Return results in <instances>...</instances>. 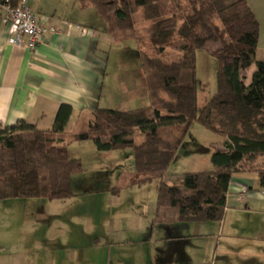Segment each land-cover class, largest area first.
<instances>
[{
    "label": "crops",
    "instance_id": "obj_1",
    "mask_svg": "<svg viewBox=\"0 0 264 264\" xmlns=\"http://www.w3.org/2000/svg\"><path fill=\"white\" fill-rule=\"evenodd\" d=\"M26 2L58 31L46 33L35 52L11 44L0 8L2 125L24 120L46 130L58 107L68 104L73 112L65 131L70 135L80 113L88 115L96 107L126 110L148 98L136 65L121 58L110 62L112 52L124 55L127 40L114 41L91 4ZM247 2L260 31L254 62L242 71L245 85L257 62L264 61V0ZM223 141L210 144L203 160L209 165L194 171L212 169V147L223 149ZM182 179L176 175L177 184ZM143 184L119 192L85 189L65 199L0 200V264H264V189L255 172L233 173L220 221H179L177 207L149 204L155 196L147 199ZM76 196L78 202L72 200Z\"/></svg>",
    "mask_w": 264,
    "mask_h": 264
},
{
    "label": "trees",
    "instance_id": "obj_2",
    "mask_svg": "<svg viewBox=\"0 0 264 264\" xmlns=\"http://www.w3.org/2000/svg\"><path fill=\"white\" fill-rule=\"evenodd\" d=\"M81 1L96 9L114 41L135 40L149 105L80 113L70 135L68 104L58 107L46 130L24 120L0 123V200L74 196L71 178L82 164L67 147L75 140H89L98 151L131 148L134 170L122 173L112 190L156 180L157 208L177 207L179 221H220L234 172H255L264 189V61L248 85L242 76L254 62L260 31L247 0ZM209 41L218 42L211 52L216 92L198 108L196 51ZM168 46L179 51L171 60L164 58ZM184 70L192 73L189 85L180 82ZM192 122L223 137V149L212 147V169L184 172L179 184L169 185L167 167ZM66 136L61 154L56 144Z\"/></svg>",
    "mask_w": 264,
    "mask_h": 264
},
{
    "label": "rangeland",
    "instance_id": "obj_3",
    "mask_svg": "<svg viewBox=\"0 0 264 264\" xmlns=\"http://www.w3.org/2000/svg\"><path fill=\"white\" fill-rule=\"evenodd\" d=\"M99 19L103 23L100 16ZM217 43L218 42L216 41H209L204 47L196 51L195 81L197 87L198 108L203 107L216 92V61L211 52L213 48H215L214 46L218 45ZM125 45L126 50L124 55L120 56L119 54L116 55L112 52L109 57L110 62L119 60L120 58L126 59L128 64L131 63L132 66H137V68H134L135 71H139L140 61L135 40L129 39L125 42ZM178 53L179 51L176 48L168 46L165 48L164 58L166 60H171L179 55ZM120 71L122 72L124 69H119L118 72ZM121 72L118 73L117 76H120V74L122 75ZM139 73L140 72H138V74ZM133 75L135 78L141 79L140 75L137 76L136 73H133ZM141 81L144 83L143 79ZM180 82L185 85L191 84V71H182ZM148 105L149 99L144 98L134 101V103L128 105L127 109L146 107ZM139 139L140 135L137 132L135 140L138 141ZM221 140V136L205 129L197 122H192L181 146L178 148L167 167V175L165 178L167 183L177 184L176 175L181 176L184 172L206 169L209 162L208 164H205L203 160L208 156V152L211 150L210 144L219 143ZM69 141L70 137L66 136L63 141L56 144L61 150V154L63 153L62 149L65 148L64 145ZM67 155L70 158H79L82 164V171L73 174L71 178L72 189L76 195L82 193L85 189H110V187L112 188L114 185H117L118 178L122 173L134 170V157L131 148L98 151L89 140H75L70 142L67 147ZM142 187L146 191L145 195L147 199L150 200V197L153 198L155 196L153 203L148 201L149 204L152 205L154 202L156 203V180L145 182ZM261 190L263 189H259V191ZM76 198L80 200V196H76L72 200L78 202Z\"/></svg>",
    "mask_w": 264,
    "mask_h": 264
},
{
    "label": "built area",
    "instance_id": "obj_4",
    "mask_svg": "<svg viewBox=\"0 0 264 264\" xmlns=\"http://www.w3.org/2000/svg\"><path fill=\"white\" fill-rule=\"evenodd\" d=\"M0 8L4 11L7 30L12 35L8 39L11 44L25 46L35 52L46 33L58 31L56 26H48L38 13L32 11L26 0H19L16 5L4 0ZM24 35L27 36L25 43L22 42Z\"/></svg>",
    "mask_w": 264,
    "mask_h": 264
}]
</instances>
